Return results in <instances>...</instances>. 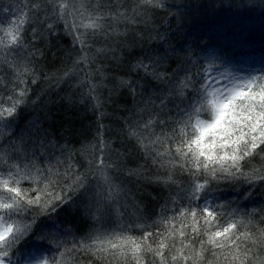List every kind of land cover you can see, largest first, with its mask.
Segmentation results:
<instances>
[{
  "label": "snow or ice",
  "instance_id": "obj_1",
  "mask_svg": "<svg viewBox=\"0 0 264 264\" xmlns=\"http://www.w3.org/2000/svg\"><path fill=\"white\" fill-rule=\"evenodd\" d=\"M13 7L0 8L10 12L6 24L0 21V264H31L15 257L26 238L49 239L37 232V218L77 199L96 224L114 213L135 216L139 204L122 175L175 186L187 202L171 197L151 223L136 216L138 236L127 234L129 228L89 232L52 264H64L66 253L88 257L87 264H264V208L241 213L207 200L213 182H264V69L239 75L222 56L199 69L188 57L172 67L162 43L126 61L122 53L129 37L132 47L156 39L150 21L170 7L167 0H16ZM61 25L80 51L57 83L70 78L76 66L83 71L88 65L92 71L85 75L96 80L87 83L94 101L99 102L96 90L105 79L114 82V91L136 99L133 117L122 129L143 161L135 168L126 165L127 148L121 153L102 135L78 166L75 155L81 153L73 155L37 121L26 134L16 132L20 109L39 100L29 98V84L39 78L36 58L43 55L36 44L58 35ZM125 63L123 75H109L105 67L115 71ZM177 176L187 177V185ZM169 204L177 205L171 216Z\"/></svg>",
  "mask_w": 264,
  "mask_h": 264
},
{
  "label": "trees",
  "instance_id": "obj_2",
  "mask_svg": "<svg viewBox=\"0 0 264 264\" xmlns=\"http://www.w3.org/2000/svg\"><path fill=\"white\" fill-rule=\"evenodd\" d=\"M167 3L170 7L158 10L150 21L153 29L151 35L156 39L148 40L147 43L138 42L132 47V37H129L126 42L127 50L122 53L126 61H133L136 55L150 45L161 43L162 48L172 57V67L176 66L178 60L186 57L191 58L197 69L213 56L224 57L223 63L226 65L231 61H238L240 57L264 59V0H167ZM9 5H13L11 11H15L16 0H0V8L8 9ZM9 15L10 12L0 11V21L6 24ZM57 32L58 35L51 37L49 41L36 44L43 55L36 58L39 78L35 84H29V98L36 100L39 97V100L20 109L14 125L16 132L26 134L31 123L37 121L50 138L72 149L73 155L77 151L81 153L75 155L78 166L90 158L85 150L98 144L97 137L102 135L105 141H112L113 146L120 149L121 153L127 148V167L135 168L137 164H142L139 152L124 139L122 132L126 122L133 117L136 99L126 91H114V82L105 79L96 90L100 100L98 103L94 101L89 95L87 83L89 80H96L85 75V72L92 71L88 65L83 66V71L80 66H76L70 78L61 79L57 83V78L62 76L64 70L73 67L80 51L63 25L58 27ZM160 38H163V42ZM94 46L99 47V42ZM188 49L191 51L187 52ZM105 67L108 68L109 75H123L127 63L115 71L109 64H105ZM94 103H97L95 108ZM202 118L206 119L207 116ZM176 178L182 185H187V177ZM120 181L124 182L139 204L140 211L135 216H118L114 213L111 218H105L102 224H96L84 210L83 201L77 199L76 203L63 206L50 217H38L35 225L37 232H43L49 239L26 238L15 258L39 246L45 253L48 264H52V258L61 260V252L66 248L70 249L85 234L98 228L105 232L129 228L127 234L138 236L141 232L134 227L138 222L136 216L151 223L162 214L164 205L171 197L175 196L180 204L187 202L183 192L175 186L149 182L147 178L130 180L123 175L120 176ZM23 186L29 187V183L25 182ZM207 197H213L216 202L227 205L228 210L238 209L241 213L259 210L264 208V182H213ZM176 206L169 204L167 215L171 216V209ZM87 260L88 257L72 253H66L63 258L64 264H87Z\"/></svg>",
  "mask_w": 264,
  "mask_h": 264
},
{
  "label": "rangeland",
  "instance_id": "obj_3",
  "mask_svg": "<svg viewBox=\"0 0 264 264\" xmlns=\"http://www.w3.org/2000/svg\"><path fill=\"white\" fill-rule=\"evenodd\" d=\"M250 59L248 57H240L238 61H231L227 67L232 71L238 73L239 75H248L249 73L257 74L260 73L262 69H264V59ZM223 71L224 69H219ZM208 203L219 205V202H216L213 197H207ZM31 261V264H36V261H39L41 257L47 258L45 253L41 250L39 246L30 249L26 253H23L22 256ZM19 257V258H20Z\"/></svg>",
  "mask_w": 264,
  "mask_h": 264
}]
</instances>
